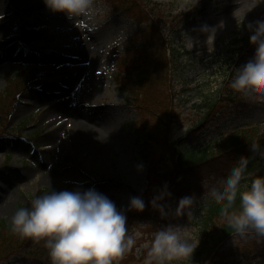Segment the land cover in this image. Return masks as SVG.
<instances>
[{
  "label": "rangeland",
  "instance_id": "1",
  "mask_svg": "<svg viewBox=\"0 0 264 264\" xmlns=\"http://www.w3.org/2000/svg\"><path fill=\"white\" fill-rule=\"evenodd\" d=\"M110 1L114 2L95 0L101 11L94 17L95 29L89 31L80 26L82 18L69 21L64 14L49 11L43 0H0V93L6 91L10 78L23 77L27 82L26 89L8 97L9 107L0 115V222H10L21 205L30 206L33 195L43 194L49 182L58 191L95 188L118 208L125 209L131 197L148 189L150 166L137 155L136 124L140 114L128 104L127 93L117 88L114 79L117 57L146 26ZM141 2L144 18L154 17L162 27L171 45L168 54L174 57L169 77L178 117L161 127L158 140H164L157 142L154 159L167 155L172 142L179 139L199 147L233 128L254 129L255 135L264 136V94L236 92L230 87L237 68L253 55L245 24L264 19V0H199L191 11V0ZM257 5L263 9L256 16L249 8ZM204 24L221 27L211 52L213 45H206L207 36L199 31ZM23 27H27V34ZM189 36L199 41L191 49ZM90 51H95L98 59L94 73H90L95 66L89 58ZM51 96L59 100L46 102L52 100ZM59 101L80 116L93 135L103 123L115 128L107 136L113 149L104 160L99 162L73 147L71 131L59 130L64 121L52 124L50 111L63 105ZM211 104H215L216 113L206 118ZM107 114L114 115L113 121ZM138 165H143L142 171L137 170ZM213 171L211 167L203 173L199 182L203 191L194 194L197 200L191 216L180 214L170 197L165 202L167 217L162 218L156 208L148 206L128 220L130 232L139 229L143 233L136 248L167 224L189 225L199 235L201 211L209 200L205 193L211 185L218 187L221 183ZM141 224L145 227L140 228ZM136 248L120 264H143L145 250L137 252ZM19 250L0 264H11V260L19 264H51L45 247L39 250L42 261L34 253ZM242 250H251L252 254L243 258ZM228 263L264 264V241L255 233L244 237L236 234L218 245L207 259L198 257L196 248L192 258L179 262Z\"/></svg>",
  "mask_w": 264,
  "mask_h": 264
},
{
  "label": "clouds",
  "instance_id": "2",
  "mask_svg": "<svg viewBox=\"0 0 264 264\" xmlns=\"http://www.w3.org/2000/svg\"><path fill=\"white\" fill-rule=\"evenodd\" d=\"M52 13H62L69 21L82 18L80 26L89 31L95 29L94 17L101 11L95 0H43ZM199 0H191V11ZM220 26L201 25L199 31L206 34V45L212 44ZM245 30L254 48L253 55L237 68L230 87L236 92L258 91L264 94V19L248 21ZM121 39L126 42L127 37ZM190 49L199 41L189 36ZM250 156H241L230 168L220 186L208 187L205 196L211 200L226 201L221 216L235 232L244 237L249 231L264 237V175H256L245 191H240L241 181L248 173L250 160L264 159V147L258 142L249 146ZM138 171L143 165L137 166ZM41 195H33L30 206L19 207L10 219L12 231L21 238L34 242L43 241L48 249L51 264H120L125 255L136 248L142 239L139 230L129 231L128 211L143 213L145 208H156L161 217L169 215L166 200L172 196L165 184L150 201L141 196L129 199L127 208H118L107 195L95 188L56 190L51 182ZM239 194V211H230ZM197 198L186 195L179 199L177 210L191 216ZM145 225L141 224L140 228ZM200 236L189 225L167 224L152 234L136 248L145 250L143 264H179L193 257L200 244Z\"/></svg>",
  "mask_w": 264,
  "mask_h": 264
},
{
  "label": "trees",
  "instance_id": "3",
  "mask_svg": "<svg viewBox=\"0 0 264 264\" xmlns=\"http://www.w3.org/2000/svg\"><path fill=\"white\" fill-rule=\"evenodd\" d=\"M114 4H119L124 13L135 19L139 18L138 23L146 26L141 33L131 38L130 47L126 49V52L117 57L114 73L117 88L127 93V101L139 111V120L136 124L138 129L137 155L141 161L150 166L147 175L148 189L135 196H141L147 204L163 185L167 184L168 190L172 194L170 203L174 202V205H177L181 197L203 191V187L199 185V182L202 181L199 179V175L210 167H214L216 180L222 183L230 168L241 156L251 155L249 146L253 142H258L264 147V136L255 135L254 129L233 128V130L222 133L220 137L199 147L187 145L182 142V139H179L172 142L171 149L167 152L169 156L164 154L162 157L154 159L157 142L164 140L162 138L158 140L161 127L178 117L169 77L174 63V57L170 56V53L168 54L171 45L162 33V27L153 20L154 17L144 18L146 14L142 12V9L145 7L141 0H117L114 1ZM31 9L32 7H29V10ZM25 34H27L26 31ZM175 52L173 53L175 54ZM177 54L180 53L177 52ZM22 78H10L8 88L5 89V92L0 93V115L9 107L8 97L19 94L20 89L27 88L26 81H23ZM214 107L215 104L210 105L205 115L206 118L214 117L216 113L213 111ZM200 125L203 126L202 123ZM256 175H264V161L259 156L250 160L248 173L243 184L240 185L241 192L250 186L251 180ZM225 203L226 201L223 200L211 199L204 203L198 223L201 238L197 247L198 257L207 259L218 245L237 234L221 216V208ZM239 204L238 194L230 211H239ZM21 207L28 206L21 205ZM137 215L138 212L130 211L128 220L136 218ZM249 232L255 233L251 230ZM259 237L264 241V237ZM43 248V241L37 243L21 238L12 231L10 222H0V262L10 254L14 255L19 249L30 255L34 253L36 257H39V261H42L39 250ZM251 254V250L243 251L241 256L244 258ZM10 263L19 264L16 260H11Z\"/></svg>",
  "mask_w": 264,
  "mask_h": 264
},
{
  "label": "bare ground",
  "instance_id": "4",
  "mask_svg": "<svg viewBox=\"0 0 264 264\" xmlns=\"http://www.w3.org/2000/svg\"><path fill=\"white\" fill-rule=\"evenodd\" d=\"M263 8H262V5H257V6H251L249 9H251V13L257 16L261 14L262 12L261 10ZM89 53H90L89 58L94 60V63H95V66L90 69V73H94V72H97V69H98V66H97L98 59H96L95 51L94 52L90 51L88 52V54ZM57 100L59 99L58 98L54 99L52 97V100L46 99L45 101L46 102L52 101V103H55V101ZM59 103L63 105L61 107L53 106V107H58V108L52 107L53 110L50 111V117H53L52 124H57L58 122L64 121V123L60 125L59 130L71 131V134L74 135L73 140H75L73 141V144H72L73 147H75L77 150L82 149L84 152L88 153L87 156L94 157V159H98L99 162L104 160L105 154L108 153V151H111L113 149L112 145H110L111 142L106 140L107 136L109 135V133L111 134L115 128L107 127V124L103 123L102 126L100 127V130L94 132V134L98 136L96 137L95 135L92 134V131H90L87 128V125H85V123L81 121L82 119H80L81 118L80 116L78 117L75 113L71 112L70 109L64 106L65 102L59 101ZM80 114L81 116H83L82 113ZM106 116H108V114ZM103 117H105V114L103 115ZM108 118L113 121L114 115H109ZM210 169L211 167L205 170L204 172H202L199 175V179L203 180V177H204L203 173L209 171Z\"/></svg>",
  "mask_w": 264,
  "mask_h": 264
}]
</instances>
